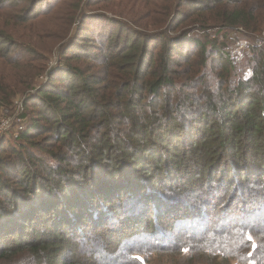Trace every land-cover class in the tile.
Here are the masks:
<instances>
[{
	"label": "trees",
	"instance_id": "trees-1",
	"mask_svg": "<svg viewBox=\"0 0 264 264\" xmlns=\"http://www.w3.org/2000/svg\"><path fill=\"white\" fill-rule=\"evenodd\" d=\"M216 27L264 0H0V264H264V43Z\"/></svg>",
	"mask_w": 264,
	"mask_h": 264
},
{
	"label": "built area",
	"instance_id": "built-area-1",
	"mask_svg": "<svg viewBox=\"0 0 264 264\" xmlns=\"http://www.w3.org/2000/svg\"><path fill=\"white\" fill-rule=\"evenodd\" d=\"M239 31H242V29L239 28ZM211 36L214 37L216 35L212 34ZM258 38L264 41V33L258 36ZM246 47L247 43L245 41L237 39L233 42L232 46L228 48V54L235 63H239L242 60V52ZM249 47L250 45L245 51H248ZM42 80H44V78ZM14 102L17 105V111L15 112L17 119L13 113L9 112L11 110L9 107H3L0 109V137L8 133L11 129H15L12 134L13 138H15L17 137L18 132L24 128L25 117L22 116L24 110L22 100H15Z\"/></svg>",
	"mask_w": 264,
	"mask_h": 264
},
{
	"label": "rangeland",
	"instance_id": "rangeland-1",
	"mask_svg": "<svg viewBox=\"0 0 264 264\" xmlns=\"http://www.w3.org/2000/svg\"><path fill=\"white\" fill-rule=\"evenodd\" d=\"M239 28H242V27H236V28H234L233 31L231 29H228V30H222V31L219 32V28L216 27V28H213L212 30H210V33H211V35L212 34L216 35L218 37V40L219 41H223L227 45L228 48H230L232 46L233 42L236 41L237 39L245 41L247 43V47L246 48H248L249 45L260 46V45L263 44L264 41L262 39L258 38V36H260V34L262 32L260 34H255L253 36V38H249L247 36V34H246V31L243 28H242V31H239ZM245 49L242 52V54H243L242 60L244 59V61H245L246 56L250 54L249 49H248V51H245ZM242 60L239 62L240 64H238V66H236L238 69H241V65L243 64V63L241 64ZM54 62H55L54 60H51L49 62L50 63L49 66L53 65ZM243 73L245 74V76H248L250 74V72L248 70H246V71L244 70ZM15 100H19L20 101L22 99L19 96L15 97L12 100V103L8 107L11 109L9 112L13 113L15 118H16V113L15 112L17 111V107H16L17 105L14 102ZM24 126H25V124H24ZM9 136L10 135L7 134L5 136V137H7L6 139L9 140V141L13 140L12 139L13 135L11 134V137H12L11 139L9 138Z\"/></svg>",
	"mask_w": 264,
	"mask_h": 264
}]
</instances>
